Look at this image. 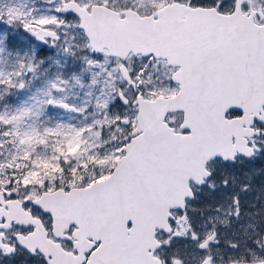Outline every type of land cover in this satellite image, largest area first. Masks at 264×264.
<instances>
[{"label": "snow or ice", "instance_id": "obj_1", "mask_svg": "<svg viewBox=\"0 0 264 264\" xmlns=\"http://www.w3.org/2000/svg\"><path fill=\"white\" fill-rule=\"evenodd\" d=\"M0 264H264V0H0Z\"/></svg>", "mask_w": 264, "mask_h": 264}]
</instances>
